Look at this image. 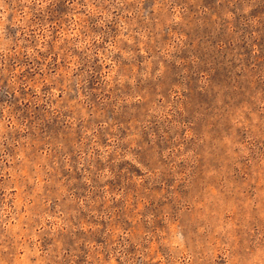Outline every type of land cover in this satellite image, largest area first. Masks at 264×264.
Wrapping results in <instances>:
<instances>
[{"label": "rangeland", "instance_id": "rangeland-1", "mask_svg": "<svg viewBox=\"0 0 264 264\" xmlns=\"http://www.w3.org/2000/svg\"><path fill=\"white\" fill-rule=\"evenodd\" d=\"M0 264H264V0H0Z\"/></svg>", "mask_w": 264, "mask_h": 264}]
</instances>
